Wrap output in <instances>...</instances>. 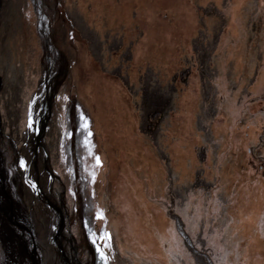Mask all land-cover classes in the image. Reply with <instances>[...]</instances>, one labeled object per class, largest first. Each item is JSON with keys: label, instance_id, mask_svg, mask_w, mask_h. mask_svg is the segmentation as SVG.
Returning a JSON list of instances; mask_svg holds the SVG:
<instances>
[{"label": "rangeland", "instance_id": "1", "mask_svg": "<svg viewBox=\"0 0 264 264\" xmlns=\"http://www.w3.org/2000/svg\"><path fill=\"white\" fill-rule=\"evenodd\" d=\"M0 77L35 264H264V0H0Z\"/></svg>", "mask_w": 264, "mask_h": 264}, {"label": "bare ground", "instance_id": "2", "mask_svg": "<svg viewBox=\"0 0 264 264\" xmlns=\"http://www.w3.org/2000/svg\"><path fill=\"white\" fill-rule=\"evenodd\" d=\"M1 183V181H0ZM6 186L3 184V182L0 184V196L3 195L6 199V202L1 201L0 211L3 215L4 223H3V229H2V239L3 242H5V255L7 257V264L10 262L12 264H20L23 257L25 258L24 264H35V260L33 259L31 247L32 244V238L30 233V228L25 220V217H22V213L20 211V207L17 204L16 201H14L12 198L15 199L14 194L17 193L14 192L11 189H7V191L4 190ZM3 189V191L1 190ZM13 195L11 196L10 193ZM11 209H13V213L11 216L15 215V218H7V212H11ZM17 218V220H16ZM18 220H21L18 222ZM25 222V223H24ZM30 233V234H29Z\"/></svg>", "mask_w": 264, "mask_h": 264}, {"label": "water", "instance_id": "3", "mask_svg": "<svg viewBox=\"0 0 264 264\" xmlns=\"http://www.w3.org/2000/svg\"><path fill=\"white\" fill-rule=\"evenodd\" d=\"M1 89H2V78L0 77V91H1ZM0 124H1V119H0ZM0 135H1V131H0ZM3 169H4V164H3V161H2L1 156H0V181H1V183L3 182V178H2V175L4 174ZM3 184H4V182H3ZM4 185H6V184H4ZM11 211H12V209H11Z\"/></svg>", "mask_w": 264, "mask_h": 264}, {"label": "flooded vegetation", "instance_id": "4", "mask_svg": "<svg viewBox=\"0 0 264 264\" xmlns=\"http://www.w3.org/2000/svg\"><path fill=\"white\" fill-rule=\"evenodd\" d=\"M53 76L52 75H50V77H45V79H46V84H48V79L49 78H52ZM44 82H43V87H45V85H46ZM40 99H42V96L40 97ZM41 102H42V100H40ZM40 101L39 102H36V104H38V103H40ZM41 106V105H40ZM1 156V158L3 157L4 159H5V156L4 155H0Z\"/></svg>", "mask_w": 264, "mask_h": 264}, {"label": "snow or ice", "instance_id": "5", "mask_svg": "<svg viewBox=\"0 0 264 264\" xmlns=\"http://www.w3.org/2000/svg\"><path fill=\"white\" fill-rule=\"evenodd\" d=\"M97 164L99 165V161H98V160H97ZM21 166H24V165H23V162H21ZM96 218H97V219H103V216L100 215V214H98ZM109 238H110V237H109Z\"/></svg>", "mask_w": 264, "mask_h": 264}, {"label": "trees", "instance_id": "6", "mask_svg": "<svg viewBox=\"0 0 264 264\" xmlns=\"http://www.w3.org/2000/svg\"><path fill=\"white\" fill-rule=\"evenodd\" d=\"M42 84H43V82H42ZM156 114H158L157 112H156ZM183 233V232H182ZM183 239L186 241L187 240V236L183 233ZM66 263H67V260H66Z\"/></svg>", "mask_w": 264, "mask_h": 264}]
</instances>
